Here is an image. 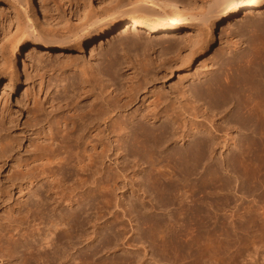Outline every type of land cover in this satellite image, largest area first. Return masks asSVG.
Returning a JSON list of instances; mask_svg holds the SVG:
<instances>
[{"label":"bare ground","instance_id":"bare-ground-1","mask_svg":"<svg viewBox=\"0 0 264 264\" xmlns=\"http://www.w3.org/2000/svg\"><path fill=\"white\" fill-rule=\"evenodd\" d=\"M44 1L0 0V4L8 3L0 6L1 11L13 10V23L16 25V33L10 45L11 58H5L1 54L4 59L0 67H3L4 78L11 86H15L27 75L33 59L41 66L47 63L45 58L50 60L55 52L57 59H60L57 64H61L57 67L64 71L57 82L66 83L68 75H77L75 71L80 73L77 84H73V92L75 90L77 94L63 100L53 92L47 99L50 109H55L59 114L50 123L52 125L48 139L37 148L33 160L18 165L12 185L21 194L23 210L0 231L2 256L5 259H15L18 250L22 248V261L16 264H143L139 252L143 250L146 257L148 250L145 246L141 248L145 244H142L143 241L142 245L139 244L140 247L135 245L137 230L134 229L133 222L137 218L140 227L148 232V236H145L162 252H177L182 257V253L185 255L188 250L191 255L187 253L186 258L188 255L195 257L194 262L197 263L198 255L205 249L198 244L206 241L214 220L209 214L210 192L207 191L209 184L206 176L210 175L207 164L212 160L216 148L224 144L223 147L229 149V142L232 146L237 140L227 132L242 129L250 131L251 135L260 134V138L252 137L253 139L244 142L245 145H264V20L256 19L248 26L249 33L258 36L251 44L249 41L248 53L237 55L238 58L233 56L228 63H224L227 67L222 64L227 70L224 75H216L202 84L199 81L202 86L198 88V84L192 90L196 94L195 98L204 100L211 108L216 109L212 111L215 118L218 115L213 113H218L219 108H226V113L229 111L226 106L236 109L232 116L235 120L231 117L236 124H231V121L228 122L230 127L225 124L229 128L224 134L226 138L223 136L224 140L220 136L222 127L210 124L206 128L201 125L187 128L184 126L186 124L182 125L179 118V111L182 109L178 107L181 104L177 106V102L173 100L167 102L168 99L162 101V98H155L158 100H150L152 103H147L148 106L143 111L138 108L130 113L138 101L147 97V85L155 78L151 77L153 73L148 69L154 66H150V62L146 64L141 59L143 67L149 65L145 69L151 71L145 72L141 67L144 75L143 71L141 74L134 73L136 66L131 67V73L126 68L116 70L118 68H115L112 52L117 50V45V48L114 46L111 50L112 55H107V64H104L101 71L93 67L91 71H87L83 67V70H79V57L73 58L71 53L84 52L89 44L93 50H98L104 40L118 30H122L117 36L121 46H134L138 43L148 46L158 39L162 40L158 36L160 33H164V38L171 42H177L182 37H177L178 34L174 33L175 27L188 25L199 30L198 42L188 43L191 50L180 48L184 52L189 49L188 54L183 52L176 58L189 65L194 56H204L216 47L219 35L230 30L235 22H241L242 14L260 13L264 0H99L100 11L96 12L90 5L85 7L77 15L79 24L74 27L68 25L67 19L63 21L59 5L56 7L58 14L53 15ZM69 11L70 15H74L73 8ZM231 20L235 22L231 24ZM230 46L235 50L239 47L234 40ZM15 55H18V61L13 60ZM128 59L124 55L122 61L132 64ZM43 67L45 69L46 66ZM170 68L167 69L172 71ZM148 74H151V78H148ZM120 76L123 77L122 83L125 81L124 76L127 77V84L122 85ZM55 78L58 79V76ZM55 78L53 77L54 80ZM116 81L120 84L119 88L116 87ZM56 84H52L54 89L59 87ZM52 85L47 86L48 90ZM66 85L69 86V81ZM64 86L63 92L68 91L69 87ZM189 92L185 91V95ZM201 106L194 105V110ZM202 111L205 113L207 110ZM225 118L227 117L224 115L218 120ZM175 143L184 147L171 149V145ZM245 149L237 157L242 164L256 155L253 148L252 151L247 147ZM127 157L132 159L131 166L126 165ZM201 167L204 174L201 173V185H195L201 186L198 192L196 188L199 187H192L194 183L190 184V178ZM129 175L133 178L126 194L135 198L130 205L123 199L125 193H122V197L118 195L128 187ZM149 196L151 199L147 201ZM167 211L168 215H165L168 219L148 216ZM217 211L212 217L220 215ZM221 215L222 220L223 214ZM127 224L131 227V236L126 233ZM114 227L117 228L116 232L113 231ZM219 228L221 230L220 226ZM191 231L193 236L190 235ZM102 236L103 242L100 241ZM145 236L138 240L146 239ZM120 251L128 253V256L98 259L102 253L106 256Z\"/></svg>","mask_w":264,"mask_h":264},{"label":"rangeland","instance_id":"rangeland-1","mask_svg":"<svg viewBox=\"0 0 264 264\" xmlns=\"http://www.w3.org/2000/svg\"><path fill=\"white\" fill-rule=\"evenodd\" d=\"M44 2L48 6L49 10H51L53 15L58 14V12H56V7L59 5V9L61 12L60 15L61 17H63L62 19L64 22L66 21L65 19H67L69 23L68 25L70 27H74L79 24L77 15H80L81 11L85 7L90 5V7L94 9L96 12L100 11L98 10L100 4L99 0H45ZM4 5L5 6L8 5V3L3 2L0 4V6H4ZM70 8L74 9L75 11L74 15H70V11H69ZM13 18H14L13 10L11 9H9V11L0 10V55L3 54L5 58L9 57V59L11 58V54H10L11 41L13 40L14 35L16 33V25L15 23H13ZM241 19H242L241 22H235V20H231L230 22L231 24L234 22L235 23L232 26H230L231 28L230 30L226 32H222L221 34L219 31L220 35L216 47L210 49L204 56H199V54L197 55L195 54L196 57L194 56V58L191 60L189 65L185 64L186 62L183 63L181 60L176 58L177 56L180 57L179 54L184 52V51H180L179 50L180 48L182 49L183 47H185L190 49L191 47L190 45L188 47V43L193 44L198 40L199 30L197 29V27L188 26V25H182V26L178 25L175 27L174 33L178 34L177 37H182V40L177 42L176 41L171 42L170 40L164 38L165 37L164 33H160L158 36H160L162 40L158 39L156 43L150 45L148 44V46L144 43L142 44L140 43V45L138 43L137 45L135 44L134 46L133 45L130 46L131 44L130 45L128 44L129 46L127 45V47L126 45L121 46L117 40V38H119L117 36L122 30H118L114 34L110 35L107 39H105L102 46H100L98 50H93L91 44H89L84 49V52L72 51L71 54L73 58L79 57V64H80L78 65L79 70L80 69L83 70L84 68L85 70L87 69V71H91L92 67L101 71L107 64L106 62L107 55L109 54L112 55V53L114 54L113 58H115L114 59V63L116 66L115 68H118L116 70H122L123 68H126L127 70L130 71L131 67L136 66L137 70L139 69V71L134 70L135 72L134 71L133 72L135 74L136 73L141 74V71H143L142 74L144 75L145 74L144 69L149 65L146 66L144 65L143 67L144 62L142 60H144L146 64H149L148 62H150V66L154 65L155 67L149 66L150 68L148 69H150L152 72L148 69L147 70L153 73L154 75L152 74L151 76V74H148V76L150 75L152 78L154 76L155 78L153 79L156 78L158 79L159 76V80L156 79L152 81L153 79H151V82L149 81V84L147 85V89L149 91L147 90L146 92L147 97L144 100H142L143 102L138 101V103L134 106L133 110H131L130 113L131 114L134 113L138 108L141 109V111H143L144 108H146L149 103H152L151 101H154L153 99L155 98L158 99L162 98L161 99L162 101L163 100L166 101V99H168L167 102L173 100L177 102V106L181 104V106L178 107L182 109V111L181 110L179 111V115H180L179 118L181 119L182 125L186 124L184 126H186L187 128L200 126V125L206 128L209 127L210 124L214 126L216 125V127L218 128L222 127L221 128L222 132L220 131V136H222L221 139L224 140L226 138L224 136V134L226 133V129H228L231 124H236L232 121V119L235 120V118L232 116H234L235 113L234 111H236V109H234L233 106L231 107L226 106L229 108V111H227L226 113V111L224 112L226 108H219V111L217 110L218 113L217 112L213 113V114L216 113L218 115L216 116L217 118L216 119L212 115V111H215L216 109L211 108L208 104L204 102V100H200L198 97L195 98L196 94L192 90H194V87H198L196 85L199 84V81L200 84H202V82L206 83V80L210 81V79H212V77L216 75L217 76L218 75L221 76V74L224 75L225 74L224 72L227 71L225 70L227 65L224 63H228L229 62L228 60L232 59L233 56H235V58H238L236 57L237 55L239 56L244 52L248 53L250 51L249 49L250 44L253 42V40L254 41L257 40L258 36L257 34L249 33L250 28H248V26L250 25V23H253L256 19H257L256 21L264 20V6L261 8L260 13H255L251 15L242 14ZM239 28L242 30H240ZM245 32L246 34H244ZM233 40L235 42H238L239 47L237 48V50L239 52L235 50L236 48L234 49V47L232 48L230 46V43ZM184 41L187 42V45H185ZM114 46L117 48V50L115 49L112 53H110L111 50L115 48ZM123 47H125V49H123ZM174 48L176 50L178 49L180 52L178 53V50L176 51ZM189 49L186 51L187 53L184 52V54H188ZM174 52H177V54H175ZM52 54L53 57L50 60L49 59L47 60V58H45L46 61L45 60L44 61L47 63H43L44 65L41 64V66L40 64H38V62H36L37 61L36 59H33L32 60L33 62L31 61L30 63L27 75L23 76V78H21V81L15 86H11L9 84V81L6 78H4L3 67H0V231L3 228H5L8 224H10L15 219V217H17L18 212L22 209L21 194L18 188L12 185L13 178L16 177L17 175L18 165L20 166V164L22 165L26 162L28 163L30 160L31 161L33 160V156L35 155L34 153H36L35 151L37 150V148H39L41 145H44L43 141L48 139L47 137L50 133L49 130L51 129V125H52L50 123H52L53 119H55L59 114L58 111L56 113L55 109H54L55 111L54 110L52 111V109H50V105L47 104V99L49 98V95H51V93L54 92L53 94H55V96L57 97L59 96L58 98H63V100H65L68 99V97L73 98L75 97L74 94L75 95L77 94L75 90H74L75 93L73 92V89L75 88L74 86L77 84L76 82H78L77 76H79L80 73L78 71H75L76 74L78 73L77 75L75 76L74 74H70L71 76L68 75L69 80L67 79L66 83H68L69 81V86H67L68 84L66 85V83L57 82L60 79L62 72L64 71H61L63 70L61 69V67H57L61 65V64H57V62L60 61V59H57L58 55H56L55 52H53ZM124 55L129 58L128 60H131L132 64L128 65L125 63V60L122 61ZM4 57L1 58L0 56V63L1 61H3ZM13 60L18 61V55H15ZM141 63L142 66L139 67ZM122 64H126L127 66ZM222 64H224L226 67ZM52 65H55V67L57 68L55 69V67L54 66L52 67ZM169 65H171L170 67L172 69L168 67ZM43 66H46L47 69L46 67L44 69ZM128 66L129 68H127ZM165 66L167 67L165 68ZM141 67H143L144 69H141ZM167 68H170L172 71H169V69ZM59 70L60 72H58ZM147 70L145 69V72H147ZM206 72L208 73L210 72V73L208 74ZM57 73L59 74L57 75ZM57 76L58 79L55 78ZM150 76L148 78H151ZM53 77L56 80H54ZM163 77L164 80H161L163 79ZM121 78L122 79L120 80L122 83L123 77ZM52 79L55 82V83L52 82V84L55 85L56 83H58V85L56 84L57 86H59L57 89H54V85L51 84V81H53ZM124 79L125 81H123L122 85L127 84L128 82L126 76H124ZM48 80L50 81V83L48 82ZM115 83H116V87L119 88L120 84H118L117 81ZM50 84L52 85V87L48 90V88L51 86ZM73 84L75 85L73 86ZM200 84L198 88L202 86V85L200 86ZM48 85L49 87L47 88ZM64 85L69 87L68 91L66 90V92H63L64 90L62 89ZM187 90L190 92L188 95L187 94L185 95V91L187 92ZM157 95L160 96L157 97ZM190 102L192 104H190ZM82 105L86 106V104L84 103ZM194 105L196 106L203 105V106H201L202 108L200 107L194 110L195 109ZM202 109H204V111L206 110L207 111L203 113ZM209 109L211 110V112ZM230 110H232V112ZM220 111H223L221 112L222 115ZM50 112L51 114H49ZM224 115L229 120L227 118H225V120L221 119L222 121L218 120L224 117ZM229 121H231L230 122L231 124L228 123ZM161 122H163V120ZM220 124H222V126ZM225 124H229V127L226 128L227 126ZM223 126L226 127L223 128ZM227 133L235 136V141L237 140L236 143L231 146V142H229L230 145L228 146L229 149L224 148L223 147L224 144L221 145L220 147H217L216 152L212 157V160L210 159L211 160L209 161L210 163L207 164L210 172L212 171L211 172L212 174L209 172L210 175L206 176L207 177L206 181L209 184L207 186V191L210 192V194L208 195V198H210L208 199V201L210 202V203L208 202V208L211 206L209 214L212 220L214 219L212 221L213 223H211V225L213 224V226L211 227L210 225V228L212 230L209 228V234H211V231L213 234H211L210 236L208 234L206 241L202 240L203 243L199 242L200 244L198 245L202 246L199 247L205 249L202 251L201 255L200 254L198 255L199 258L196 257L198 259L196 261L197 263L194 262L196 260L194 259L195 257L192 258L191 256H189L191 255V253H189L188 250L187 252H185V255L182 253V257L177 252L175 254L162 252L157 246H155L150 241L148 237H146L148 236V232L146 233L145 228L140 227L141 225L139 219L135 218L133 222L134 229L137 230V233L135 235V239H136L135 245L138 244L137 246L140 247L145 242V244L141 246V248L145 246L148 250L146 257L145 255H143L144 253L143 250L142 252H139V255L142 259L141 263L187 264L189 262L188 264L191 263L209 264V262L214 261L217 264H264V145L255 144L254 146L250 145L249 147V145L247 146L244 144V142L249 139L260 138L259 133H256V135L255 133L251 135L252 133L250 131L244 129L239 130L238 132L232 130V131H228ZM223 136L225 138H223ZM199 137L200 135L197 136V139H199ZM222 140H220V142H223ZM241 140H243L242 141L243 143L241 142ZM183 147L184 145L182 144L175 143L171 145V149L172 148L181 149ZM246 147L249 149V151L254 150V152L256 153L255 155L256 158L255 156H253L254 158H252L251 160H247L245 162L243 161L242 164L240 160H237V157L239 156L240 152L246 150L245 149ZM130 160L132 159L127 157L126 165L129 166L132 165ZM112 161H115V158H112ZM116 165L117 164L115 163L114 166ZM202 167L200 168V170H198V172L195 173V175H193L190 178L191 179L190 184L194 183L192 184L193 185L192 187L195 188L199 187L196 188L197 189L196 191L198 192H199L198 189H200L201 187L200 186L201 179L203 178L202 174H204L203 173L204 167L203 168ZM130 172L131 170L129 171V173ZM132 178H133L132 175L131 176L129 175L127 177V182L129 185L128 187L123 189L121 193L119 192L118 194L119 197H122V193L126 194V191L129 190V188L131 187L130 182ZM196 184H200V185L195 186ZM211 194H213L212 197ZM123 199H126L125 200L126 203L130 205L131 201H133L135 198H131L129 194H126ZM150 199H151L150 196L149 198L147 197V201ZM215 211H217L218 214L220 215L215 217L213 216L214 217L213 218L212 214H215ZM160 214L161 216L162 215L163 216L161 217ZM160 214L159 215L149 214L148 216L149 217L158 216L157 219H166V218L168 219L167 217L168 211L161 212ZM221 214H223L222 217L223 221L220 219L221 218L220 216H222ZM217 217L219 220L217 219ZM215 218L218 221L217 220L215 221ZM214 221H215V226H214ZM218 225L221 227V230H219L220 228ZM216 228L217 231H219V233L216 231ZM116 230L117 228L114 227L113 231L116 232ZM126 233L128 236L132 235L131 227L129 224L126 225ZM192 233L193 231H191L190 235ZM142 236H145L146 239L143 238L138 240V238H141ZM191 236H193V234ZM102 240H103V236L100 238L101 242H103ZM34 243L38 244L39 242H34ZM98 245L100 244H97V246ZM22 251H23L22 248L18 250L15 259H5L2 256V253L0 252V264L20 263L22 261V253H21ZM187 253L189 254L188 258L190 257L192 259L189 258V260H187L188 259L186 258ZM103 255L104 254L102 253L100 256ZM125 256H128V253L120 251L114 255H106L100 258L98 257V259L105 260L108 257L109 259H112L115 257H125ZM70 263H72V261ZM210 264H214V263L212 262Z\"/></svg>","mask_w":264,"mask_h":264}]
</instances>
